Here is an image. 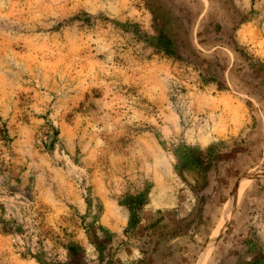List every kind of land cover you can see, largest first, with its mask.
<instances>
[{
  "label": "rangeland",
  "instance_id": "374dc122",
  "mask_svg": "<svg viewBox=\"0 0 264 264\" xmlns=\"http://www.w3.org/2000/svg\"><path fill=\"white\" fill-rule=\"evenodd\" d=\"M259 184L264 0H0V264H264Z\"/></svg>",
  "mask_w": 264,
  "mask_h": 264
},
{
  "label": "trees",
  "instance_id": "16d2710c",
  "mask_svg": "<svg viewBox=\"0 0 264 264\" xmlns=\"http://www.w3.org/2000/svg\"><path fill=\"white\" fill-rule=\"evenodd\" d=\"M235 176L234 173H230L227 175L229 178H233ZM225 178V175H222V178ZM224 178L220 182V187H218L216 191V201L215 204H219L221 202V199L223 198L228 184L224 181ZM263 185L259 184V191L263 190ZM142 206V203L137 202L134 204V207L130 206V209L133 211H138L140 210ZM243 206L245 209L253 207L251 202L247 200V198L244 199L243 201ZM135 217L136 214H135ZM164 220L163 217L156 219L154 223L148 227H146V236L152 238V232L157 231V228H162V231H159L162 236H168L170 237H177L178 235H183L186 232V228L192 223V221H189L186 223L185 228L183 226L177 227L173 229L172 231L169 229V224L168 222L162 223L161 222ZM130 223L133 224L132 229L128 230L130 231L129 233H134L136 234V227L138 224L137 220H132ZM158 224L160 227H158ZM230 239V238H229ZM110 242H104L101 239V235L99 234L98 231L94 230L90 234V244L93 246L94 250L92 253H88L86 248L83 247L82 245L70 243L67 248L66 255L64 258H61L59 254L57 253H51L47 255L46 252H42V262L43 264H123L121 262H118V260L115 259V255L113 254L114 252L112 251V247L108 248V244ZM190 256V255H189ZM192 257V256H190ZM190 257L185 258V263L184 264H190ZM194 258V256L192 257ZM134 264H148L146 259H138L135 261Z\"/></svg>",
  "mask_w": 264,
  "mask_h": 264
}]
</instances>
